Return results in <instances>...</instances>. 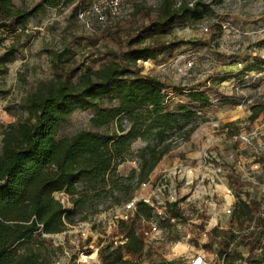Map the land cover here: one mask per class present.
I'll return each instance as SVG.
<instances>
[{
	"label": "rangeland",
	"instance_id": "374dc122",
	"mask_svg": "<svg viewBox=\"0 0 264 264\" xmlns=\"http://www.w3.org/2000/svg\"><path fill=\"white\" fill-rule=\"evenodd\" d=\"M179 1L187 0H127L116 13L97 9L95 3L98 2L94 0L77 13L72 12L71 6L44 7L29 18L25 30L0 28V59L9 46L16 49L4 69L0 66V149L4 130L29 117L23 106L25 95L54 76L52 58L55 53L65 49L70 54L69 61L62 64L64 72L72 67L97 69L107 60L108 51L121 52L142 25L157 20L164 4L176 7ZM188 1L199 3L198 9L203 11L201 17L176 22L165 32L144 34L139 42L157 44L180 40L183 43L156 58L139 59L138 66L142 73L159 77L170 85L166 110H174L183 103L208 120L201 123L188 140L163 156L151 172L148 183L140 185L134 196L146 197L151 189H159L161 176L174 165H199L208 147L225 157H241L244 172L250 171L258 152H261L259 156L264 154V110L255 119L250 117L253 107L264 103V0ZM14 4L33 9L40 7L42 0H14ZM100 15L104 19H100ZM214 23L221 25V33L213 32L211 25ZM79 75L80 72L76 77ZM193 87L205 91L208 100L192 101L188 90ZM103 101L107 104L109 98ZM93 113L92 108L76 109L61 125L58 136L69 138L81 130L105 132L114 128V124L94 127L90 120ZM256 127L262 135L253 143L235 140L239 132ZM145 145L140 139L131 145L130 154L117 167L120 175L126 177L138 171V150ZM224 173L231 182L238 180L240 186L235 183L238 201L250 199L264 207L263 179L255 184L243 176L242 170L231 171L228 166ZM82 188L80 185L79 190ZM243 189L248 191L245 197L239 195ZM53 195L65 208L73 209L74 224L68 223L62 233H35L29 243H22L20 247L41 252L52 264L55 261L77 264L83 255L93 259L94 264V260L100 261L98 242L110 240L108 238L116 234L109 208L129 200L126 193L115 191L113 196L99 199L92 193L71 196L67 191H60ZM86 223L90 229L84 237L81 230ZM239 251L246 253L241 248ZM166 253V246L156 243L140 255L127 251L123 255L137 264H155L165 260ZM231 256L228 263L236 258Z\"/></svg>",
	"mask_w": 264,
	"mask_h": 264
},
{
	"label": "trees",
	"instance_id": "16d2710c",
	"mask_svg": "<svg viewBox=\"0 0 264 264\" xmlns=\"http://www.w3.org/2000/svg\"><path fill=\"white\" fill-rule=\"evenodd\" d=\"M96 1V0H94ZM93 0H42L40 7L25 9L14 0H0V28L25 30L28 20L40 9L72 7L80 12ZM179 1L178 6L164 4L157 20L142 25L131 36L121 52L108 51L107 60L97 69L90 66L72 67L62 71L70 54L62 50L53 55L54 76L42 81L37 89L28 92L23 101L29 112L27 120L9 125L0 149V264H52L41 252L20 247L29 243L35 233L63 232L73 223V209L65 208L54 197L55 192L67 191L71 196L92 193L96 198H108L115 191H124L127 199L149 176L157 163L172 148L189 139L195 129L208 118L186 104L166 110L170 85L159 77L141 72L139 59L156 58L166 50L180 46L183 41L139 44L144 34L165 32L174 23L189 17L202 16L198 4ZM205 14V13H204ZM221 33L218 23L211 25ZM2 39L0 38V43ZM15 47L9 46L0 59V66L13 58ZM67 55V56H66ZM6 72V71H4ZM80 72L78 77L77 74ZM78 79L77 82H74ZM175 89V87H174ZM176 89H179L177 87ZM194 102H206L208 97L199 87L189 90ZM109 98L107 104L103 99ZM92 108L91 124L100 128L114 124L112 130L96 132L81 130L69 138H60L59 129L76 109ZM264 110V103L253 107L255 119ZM146 142L138 150V171L128 176L118 173L117 167L131 152L136 140ZM238 183V180L235 183ZM82 185V190H79ZM138 210L151 215V207L143 202ZM177 211L171 210L172 214ZM252 209L240 202L236 216L251 218ZM121 234L127 238L124 248L115 246L111 238L98 250L104 264H137L124 258V250L132 255L143 252V240L131 221L119 223ZM261 232L250 240L252 251L260 242ZM227 246L219 241V253ZM124 249V250H123ZM234 253L231 257H237ZM264 262V250L260 255ZM231 262V261H230ZM155 264H177L160 260Z\"/></svg>",
	"mask_w": 264,
	"mask_h": 264
},
{
	"label": "built area",
	"instance_id": "2783aa9c",
	"mask_svg": "<svg viewBox=\"0 0 264 264\" xmlns=\"http://www.w3.org/2000/svg\"><path fill=\"white\" fill-rule=\"evenodd\" d=\"M96 1L97 9L116 13L127 0ZM188 4L192 6L194 3L189 1ZM100 19H104V16L100 15ZM191 64L189 63V66ZM261 135L262 131L256 127L250 131L239 132L235 135V140L250 144ZM259 154L261 152L252 160L249 172H244L241 157H225L209 147L204 151L199 165L178 164L166 170L160 178V188L151 189V195L133 196L126 202L109 208L112 224L116 229V234L110 237L114 245L124 248L127 238L121 234L119 223L131 221L135 225L137 235L143 240V251L149 246L161 243L166 246L167 262L264 264L259 258L264 250V207L257 204V201L244 199L252 209L251 218L244 217L236 221V209L240 204L238 192L235 182H231L224 173L228 166L231 171L242 170L243 176L252 179L255 184L261 179L264 181V154ZM148 181L140 185H145ZM243 190L239 195L245 197L248 191ZM140 202L151 207L149 217L138 210ZM171 210L177 212L172 214ZM89 229L86 223L85 228L81 230L82 236L86 237ZM260 232V242L251 251L250 240ZM221 240L227 241L222 254L219 253ZM104 242H98V250ZM240 248L246 253L239 251ZM234 253L239 256L228 263L227 259ZM91 260L93 259L89 256L83 255L77 264H94ZM94 262L101 264L99 260ZM55 264H60V261H55Z\"/></svg>",
	"mask_w": 264,
	"mask_h": 264
}]
</instances>
